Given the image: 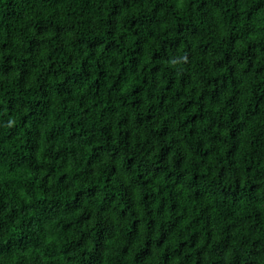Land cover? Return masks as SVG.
Returning a JSON list of instances; mask_svg holds the SVG:
<instances>
[{"label": "clouds", "instance_id": "9594fccd", "mask_svg": "<svg viewBox=\"0 0 264 264\" xmlns=\"http://www.w3.org/2000/svg\"><path fill=\"white\" fill-rule=\"evenodd\" d=\"M0 264H264V0H0Z\"/></svg>", "mask_w": 264, "mask_h": 264}]
</instances>
